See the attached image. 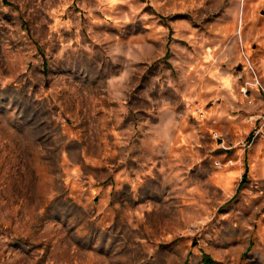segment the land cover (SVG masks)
I'll return each mask as SVG.
<instances>
[{
    "label": "rangeland",
    "instance_id": "rangeland-1",
    "mask_svg": "<svg viewBox=\"0 0 264 264\" xmlns=\"http://www.w3.org/2000/svg\"><path fill=\"white\" fill-rule=\"evenodd\" d=\"M0 264H264V0H0Z\"/></svg>",
    "mask_w": 264,
    "mask_h": 264
},
{
    "label": "trees",
    "instance_id": "trees-1",
    "mask_svg": "<svg viewBox=\"0 0 264 264\" xmlns=\"http://www.w3.org/2000/svg\"><path fill=\"white\" fill-rule=\"evenodd\" d=\"M205 260H206L207 263H212L213 262V259H211V257H209V256H206Z\"/></svg>",
    "mask_w": 264,
    "mask_h": 264
}]
</instances>
